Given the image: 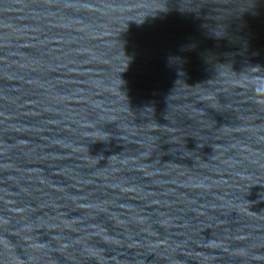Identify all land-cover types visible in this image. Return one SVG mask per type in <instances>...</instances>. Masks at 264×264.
Here are the masks:
<instances>
[{
    "label": "water",
    "instance_id": "1",
    "mask_svg": "<svg viewBox=\"0 0 264 264\" xmlns=\"http://www.w3.org/2000/svg\"><path fill=\"white\" fill-rule=\"evenodd\" d=\"M0 264H264V0H0Z\"/></svg>",
    "mask_w": 264,
    "mask_h": 264
}]
</instances>
